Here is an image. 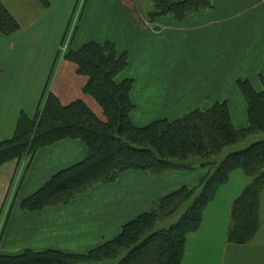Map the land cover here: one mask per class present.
Wrapping results in <instances>:
<instances>
[{
	"label": "crops",
	"instance_id": "obj_1",
	"mask_svg": "<svg viewBox=\"0 0 264 264\" xmlns=\"http://www.w3.org/2000/svg\"><path fill=\"white\" fill-rule=\"evenodd\" d=\"M1 1L19 23V28L9 34L28 28L33 31L41 23L46 35L63 30L58 13L52 10L53 0L48 7L38 0ZM211 2V6L190 12L182 19L166 13L149 20L146 12L151 7L150 0H85L71 46L110 39L118 52L127 51L128 63L115 79L133 78L129 96L134 106L129 114L136 125L160 117H179L195 106L205 108L215 100L226 99L233 125L243 127L248 123L246 101L236 79L248 78L257 89L263 86L264 0ZM65 14L63 10V20L67 18ZM49 23L53 26L47 30ZM13 44L7 47L10 52ZM52 56L49 53L41 74L49 70ZM3 70L0 67V73ZM21 76L8 69L6 78L0 79V139L12 134L21 109L30 115L35 112L41 96L40 93L38 97V89H20L17 79ZM34 76L33 70L29 79L33 81ZM85 81L86 76L76 71L73 61L59 57L49 89L62 103L82 98L104 118L98 102L82 91ZM86 152L85 143L77 137L59 138L38 147L10 206L9 192L21 161L11 159L0 164V253L46 248L85 252L113 237L125 221L156 196L181 184L195 185L206 172L198 164L158 176L144 169H125L115 180L95 183L66 203L34 210L20 206L22 197L58 169L82 159ZM238 192L226 194L221 205L214 206V196L207 202L202 211L203 216L205 210V222L201 218L199 227L186 234L181 264H264V237L258 238V233L264 232V224L260 223L246 243L226 240L230 205ZM204 223L205 239L193 240L203 231ZM192 241L195 244L191 247Z\"/></svg>",
	"mask_w": 264,
	"mask_h": 264
},
{
	"label": "trees",
	"instance_id": "obj_2",
	"mask_svg": "<svg viewBox=\"0 0 264 264\" xmlns=\"http://www.w3.org/2000/svg\"><path fill=\"white\" fill-rule=\"evenodd\" d=\"M38 1L44 7L50 4V0ZM150 1L146 12L149 20L166 13L182 19L212 5L211 0ZM76 26L65 49L58 48L59 56L52 61L48 81L57 58L73 61L76 71L86 76L82 91L98 102L104 118L80 97L62 103L49 87L46 90V84L35 112L30 115L21 109L12 134L0 139V164L25 158L9 206L37 148L63 137L81 139L87 147L86 155L58 169L22 197L21 207L34 210L66 203L95 183L115 180L125 169H144L158 176L172 169H192L198 164L206 172L195 185L181 184L156 196L125 221L113 237L85 252L24 249L16 254L0 253V264H181L186 234L199 227L205 205L234 168H241L251 180L231 202L226 240H251L260 225L264 138L231 150L219 160L215 155L230 143L264 131V81L257 89L248 78L236 79L246 101L248 123L243 127L233 125L226 99L215 100L205 108L195 106L179 117H160L136 125L129 114L134 106L129 96L133 78L115 79L128 63L127 51L118 52L110 39L88 40L74 48L71 41ZM18 28V21L0 0V33L9 34ZM65 33L66 30L63 36Z\"/></svg>",
	"mask_w": 264,
	"mask_h": 264
},
{
	"label": "rangeland",
	"instance_id": "obj_3",
	"mask_svg": "<svg viewBox=\"0 0 264 264\" xmlns=\"http://www.w3.org/2000/svg\"><path fill=\"white\" fill-rule=\"evenodd\" d=\"M53 1L54 2H53L52 10L54 13H58V20H60V26H62L63 24L62 32L58 29L53 32L50 31V33L46 35L44 34L46 32V28L41 23L33 31L32 29L34 28H30V29L28 28L27 30L25 29L22 31H17L18 33H14L13 35L0 33V67L4 69L0 73V79L6 78L8 69L12 70L15 75L17 73L23 74V76L17 79L19 88L31 90L32 92L35 89L36 91L38 89L39 90L38 97L40 93H42L46 84H47L45 87L46 90L49 87L48 73L50 70V66L55 56L56 55L59 56L58 48L59 47L61 48L62 45H64L65 43L66 38L65 36H63V34L66 30V26H67L69 19L71 18V16H73L75 3H77L78 0L77 1L71 0L73 1L72 4L70 0L69 2L68 0H53ZM65 1L67 2L66 4L68 5L62 6ZM84 2H83V5H84ZM63 10H65L66 12L65 16L67 15V18H65V20H63V18L61 17ZM79 17H78V20H79ZM47 26H48L47 30H50L53 24L49 23ZM32 33H34L33 36H32ZM10 43H14L13 44L14 50H12V52H10L7 49ZM49 53H50V56L53 55L52 60L50 61V64L48 65L49 70L47 72L44 71L41 74V67L44 66L45 63L47 64ZM33 70H34L35 76L33 77V81H32V79H29V75L33 74ZM31 81H32V84H30ZM25 83L27 84V88H23V86L26 85ZM260 138H264V131H259V132L250 134L244 139H241L239 141L226 145L225 147L222 148L220 153L215 155V158L216 160H219L227 152L234 150V149L245 147L252 141L260 139ZM250 180H251V176L245 174L241 168L232 169L229 173L228 179L216 187L214 198L217 201L214 206H217L218 204L221 205L226 194H228L229 192L233 190L234 191L239 190L240 192L243 186L247 184ZM15 184L16 182L14 180L11 184L10 192H12V188L15 187ZM259 208H260L259 215L261 216L260 223L261 225H263L264 224V189L261 192ZM202 219L205 222V210H204V215L202 216ZM202 230L203 231H199L198 235H196L193 240L202 241L203 239H205V231L207 230L205 228V223L203 224ZM261 237H264V232L263 234L258 233V238H261ZM192 244H195V242L192 241L190 243V246Z\"/></svg>",
	"mask_w": 264,
	"mask_h": 264
},
{
	"label": "built area",
	"instance_id": "obj_4",
	"mask_svg": "<svg viewBox=\"0 0 264 264\" xmlns=\"http://www.w3.org/2000/svg\"><path fill=\"white\" fill-rule=\"evenodd\" d=\"M83 2H84V0H78L77 3H75L73 16H71V18L69 19L68 24H67V29H66V33H65V38L66 39H65L64 45H62V47H61L62 50L65 49V46H66V44H67L72 32L74 31V28H75V26L77 24V21H78L79 14L81 12V8H82V5H83ZM20 161H21V164H20V167H19V171L16 174L15 182L17 181L18 176L20 174V171H21V169H22V167H23V165L25 163V158H23ZM13 189H14V187L12 188V191H13Z\"/></svg>",
	"mask_w": 264,
	"mask_h": 264
}]
</instances>
